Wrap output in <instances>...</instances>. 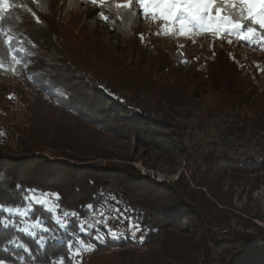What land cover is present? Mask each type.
I'll return each instance as SVG.
<instances>
[{"label":"trees","instance_id":"obj_1","mask_svg":"<svg viewBox=\"0 0 264 264\" xmlns=\"http://www.w3.org/2000/svg\"><path fill=\"white\" fill-rule=\"evenodd\" d=\"M10 2L8 11L0 10V65L8 66L10 78L0 81V109L14 121L0 124V261L213 264L216 255L221 264H264V229L238 214L233 188L224 187L229 178L244 177L252 190L264 185V145L254 139L264 136V87L250 79L253 59L225 44L206 45L197 58L150 37L142 40L136 7L102 5L107 28L133 51L127 63L79 11L62 20L61 0ZM243 44L255 51L262 46ZM51 46L61 66L46 60ZM208 92L219 98L207 120L229 116L232 132L226 135L249 134L257 147L234 155L206 153L202 167L193 169L191 127L177 116L197 110ZM132 141L142 150L139 158L124 159L107 145ZM183 154L188 175L182 172L175 181H158L132 164L174 165ZM33 195L50 196L55 210L30 204ZM26 208V221L39 219L48 231L29 234L21 217L11 214L9 221L7 209ZM106 216L123 220L126 229L118 237L98 222ZM131 222L136 234L127 230ZM235 223L243 229L235 230ZM82 245L93 250L75 255Z\"/></svg>","mask_w":264,"mask_h":264},{"label":"rangeland","instance_id":"obj_2","mask_svg":"<svg viewBox=\"0 0 264 264\" xmlns=\"http://www.w3.org/2000/svg\"><path fill=\"white\" fill-rule=\"evenodd\" d=\"M62 2V11H61V19L64 20L67 18L69 12L74 9L83 14L85 20L91 26V29L100 28V38L110 43L117 51L118 55L121 56L124 61L130 63L133 59V51L131 48L121 39L114 36L113 33L107 28L105 18L102 17L99 12V8L102 5H106L109 3H115L123 5L128 3V0H103L101 3L100 0H97L96 4L92 3V0H61ZM135 2V0H134ZM217 3H220V0H217ZM11 7L10 0H0V10L4 12L8 11ZM15 7H19V4ZM136 8L139 10L140 15V33L139 36L142 40L150 37V39L155 44H160L165 47H173L176 46L178 50H186L192 54L197 53L196 57L199 58L205 52L206 45L214 46L218 44H225L231 50L236 51L237 53L244 55L245 57H251L253 59L252 66L247 63L240 62V66H245L250 68L251 76L250 79L258 85V87H264V36L256 33L250 40H245L249 43V45L261 44V50L255 51L252 46H245L243 44L244 39H241L242 32L237 34L235 30H233L232 34L221 33L216 35L212 32H203L196 29H193L192 34L188 35H180L178 33H173L170 30L173 26L178 27L174 21L164 20L157 17H153L152 13L155 11L150 8L147 15H144L143 9L137 4ZM223 11L221 12V16H223ZM106 32H102L103 30ZM162 29H168L169 31L165 34L162 32ZM160 33V34H158ZM61 56L56 52L53 46L48 48V52L46 54V60L53 62L55 65L61 66L60 64ZM16 63V60H15ZM66 68V66H64ZM8 66L0 65V81H10L8 75ZM187 70V69H186ZM77 77L82 78V76L77 73ZM159 77V76H158ZM21 78V77H20ZM160 83L173 84L174 79L171 77L167 78H157ZM89 86H93L89 81H87ZM219 96L217 94H212L208 92L205 95V98L201 101L197 110L195 109L192 113H188L186 111H182V113L177 116V118L186 123L191 127L189 130L193 134V142L188 149L189 159H191L190 164L193 169L197 168L201 164L202 155L209 152H228L229 155H234L236 153L241 154L245 150L255 149V142L251 140V135H245L242 138H239V135H226V133H231L230 122L232 120L229 116L225 117H217L213 121L207 120V116L213 109L215 102L218 100ZM117 103V102H116ZM134 108V106H131ZM129 117L134 118L136 113L134 109L129 108L128 111ZM12 121V122H11ZM9 122V123H8ZM13 117L7 111H3L0 109V124L3 126L8 124L12 125ZM188 131V132H190ZM8 135V130H6ZM255 136V135H253ZM254 138V137H253ZM255 140H259L262 145H264V136L258 134L254 138ZM107 143H105L102 147H105ZM108 148H113L116 153H118L121 157L125 159L131 158L135 156V158H139L142 150H137L135 148L134 141L132 142H113L112 144H107ZM115 145L121 146L124 150H119V148H115ZM114 146V147H112ZM16 146H14L15 148ZM107 147V146H106ZM117 147V146H116ZM2 147H0V152H2ZM259 148V147H258ZM186 154H183L180 159L174 165H168L165 163H159L156 168H150L144 166L141 161L133 162L132 164L140 169L144 175L150 174L152 177H156L158 181H175L179 177V175L184 172L188 175V166L186 163ZM151 160L154 159L153 154H149ZM147 161H150L149 158H146ZM118 160H113V162H117ZM108 160H105V163H108ZM152 162V161H151ZM202 167V166H200ZM225 190L232 189L234 192L233 203L235 209L239 212L238 214L246 219H250L254 224L262 227L264 229V185H260L256 190H252L251 180L247 177L243 179H234L229 178L224 184ZM232 187V188H230ZM32 199H39L42 201H46L48 207H52L54 204L52 199L48 195H33ZM52 210H55V207H52ZM24 212L25 210H20ZM12 215L19 216L24 219L23 230L27 233H35L36 229H40V227L31 228L30 225L33 223H29L26 221V215H16L15 211H13ZM56 219L61 221L62 217L56 214ZM99 223H103L108 231L111 233L113 237H118V235L122 234L126 229L124 226L123 220L118 219L117 216H106L104 220L99 219ZM128 227V226H127ZM235 230H242L243 227L240 223H235ZM127 230H131L134 234L137 233L138 228H136V224L131 222ZM234 230V229H233ZM251 231L250 229H248ZM225 233L226 231H222ZM264 242V240H259ZM147 249H144L146 251ZM213 264H221L216 255H213Z\"/></svg>","mask_w":264,"mask_h":264},{"label":"snow or ice","instance_id":"obj_3","mask_svg":"<svg viewBox=\"0 0 264 264\" xmlns=\"http://www.w3.org/2000/svg\"><path fill=\"white\" fill-rule=\"evenodd\" d=\"M102 3L103 0H100ZM93 4L97 3V0H92ZM139 5L143 9L144 15H147L149 9L152 8L155 11L152 13L153 17H159L164 20L174 21L178 24V27L173 26L170 30L173 33L180 35L192 34L193 29L212 32L216 35L221 33L232 34L233 30L237 34L243 33L241 39L250 40L256 32L254 26H259L260 30H264V0H128V3L116 7L119 8H133ZM223 11L224 15L221 16ZM105 19H108L105 16ZM236 21H245L242 24ZM168 29H162L163 33H167ZM160 34V33H158ZM142 38V37H141ZM14 51V50H13ZM12 58L17 63H21V60L13 54ZM58 198V197H57ZM29 203H36L45 208L46 211L51 212L52 207H48L46 201L39 199H30ZM5 209L0 206V211ZM9 212V221L11 214L15 211L16 215H26L30 209L26 208L24 212L19 209H7ZM4 223H8L5 221ZM60 223V221H58ZM31 228L40 227L42 231H48L46 227L42 226V222L39 219L35 220V223L30 225ZM31 234V232H29ZM9 243H15L10 241ZM72 248V245H69ZM81 250H93L92 246L84 247L75 251V255H79ZM0 264H3L0 261ZM60 264H63L61 259Z\"/></svg>","mask_w":264,"mask_h":264}]
</instances>
